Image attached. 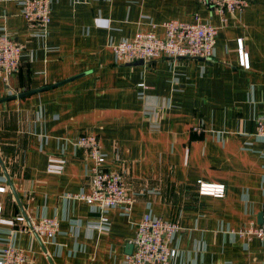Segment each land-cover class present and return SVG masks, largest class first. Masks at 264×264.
Listing matches in <instances>:
<instances>
[{"label": "crops", "instance_id": "obj_1", "mask_svg": "<svg viewBox=\"0 0 264 264\" xmlns=\"http://www.w3.org/2000/svg\"><path fill=\"white\" fill-rule=\"evenodd\" d=\"M22 1L0 0V35L23 46L19 70L0 79V219L55 218L59 227L47 241L0 225V247H18L30 264H122L150 214L180 227L170 264H264V245L234 234L259 224L264 201V140L254 136L264 113V0L224 23L196 0H50L45 37L28 28ZM195 15L218 28L209 59L115 63L112 43L152 24L162 37L164 22ZM80 135H95L105 170L123 176L129 214L69 199L91 189V161L72 144ZM49 156L66 159L63 173L46 172ZM198 182L223 185V197L199 195ZM102 216L108 230L89 229Z\"/></svg>", "mask_w": 264, "mask_h": 264}, {"label": "built area", "instance_id": "obj_2", "mask_svg": "<svg viewBox=\"0 0 264 264\" xmlns=\"http://www.w3.org/2000/svg\"><path fill=\"white\" fill-rule=\"evenodd\" d=\"M197 3L214 11L225 22L223 15H234L244 11L251 0H196ZM20 15L26 21L29 29L36 30L38 37H45L51 22L50 0H23L20 4ZM157 26L151 25L148 32H138L131 39H122L112 43L110 49L115 63L131 64L137 61L148 63L150 61L167 58L173 61L178 59H203L212 56L215 46L218 28L200 22L197 15L192 23L178 20H169L161 25L163 36L156 35ZM23 46L14 42L9 35H0V79L8 83L20 67V58ZM239 64L244 69H249V57L243 52L240 41ZM193 132L199 133L200 127L193 128ZM254 136L264 140V113L256 121ZM72 144L87 152L91 164L87 167L91 189L88 193H80L69 197L85 202L92 209L102 215L111 209H120L129 214L132 211L133 201L127 196V188L123 176L115 171H107L104 168L105 156L102 146L95 135H80L72 141ZM67 161L63 157L49 156L46 172L49 174H61L65 170ZM5 191L0 186V193ZM198 193L201 196H213L222 198L223 185H211L198 182ZM1 213V208H0ZM262 223H251L248 228L239 229L234 234L251 241L258 240L264 245V201L262 204ZM104 216V215H103ZM102 216L98 223L90 224L91 230H108V223ZM0 225L15 228L20 232H27L49 241L58 233V221L55 218H41L35 223L26 225L25 218L21 215L12 219H0ZM180 227L178 223L154 218L150 214L143 215L136 227V233L131 240L133 250L126 255L122 264H170L177 256L175 248L170 243ZM0 264H30L28 257L18 247L8 243L0 247Z\"/></svg>", "mask_w": 264, "mask_h": 264}, {"label": "water", "instance_id": "obj_3", "mask_svg": "<svg viewBox=\"0 0 264 264\" xmlns=\"http://www.w3.org/2000/svg\"><path fill=\"white\" fill-rule=\"evenodd\" d=\"M143 64V62L142 61H137V62H135V65H142ZM77 78V77H76ZM54 86H57V85H54ZM53 87V86H52ZM52 87H49V88H52ZM32 93H34V92H27V93H22V94H20V95H18V96H13L12 98L13 99H15V98H22V97H24V96H27V95H30V94H32ZM262 223V214H260V216H259V224H261ZM132 250H133V245L132 244H130L129 245V251H128V255H130L131 253H132Z\"/></svg>", "mask_w": 264, "mask_h": 264}]
</instances>
